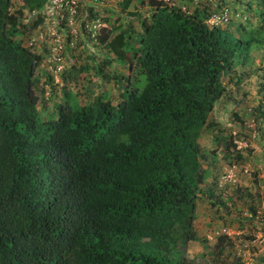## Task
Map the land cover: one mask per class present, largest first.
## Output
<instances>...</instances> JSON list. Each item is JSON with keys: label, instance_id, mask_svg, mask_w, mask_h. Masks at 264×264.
<instances>
[{"label": "trees", "instance_id": "16d2710c", "mask_svg": "<svg viewBox=\"0 0 264 264\" xmlns=\"http://www.w3.org/2000/svg\"><path fill=\"white\" fill-rule=\"evenodd\" d=\"M18 1L15 10L13 0H0V264H191L188 245L207 244L194 227L198 200L215 196L199 140L216 127L210 117L227 94L223 78L264 47V0H235L257 18L254 27L233 21L229 0L192 11L122 0L121 12L137 5L150 13H128L140 21L136 36L130 24L94 35L114 55L103 66L127 62L118 102L101 93L80 104L65 93L45 119L36 93L42 58L19 37L43 23L35 15L23 24L25 11L38 13L49 0ZM224 10L227 23H209ZM80 11L87 17L76 35L91 37L96 15ZM70 43L64 58L74 63ZM74 71L64 69L63 79ZM227 140L231 158L236 145ZM226 243L218 238V255Z\"/></svg>", "mask_w": 264, "mask_h": 264}, {"label": "rangeland", "instance_id": "374dc122", "mask_svg": "<svg viewBox=\"0 0 264 264\" xmlns=\"http://www.w3.org/2000/svg\"><path fill=\"white\" fill-rule=\"evenodd\" d=\"M121 1L95 0L91 1L90 5L96 19L105 21V34L109 32V29L118 26L120 28L113 35L117 34L121 30H125L126 25L130 24V28L136 36L141 31L140 21L135 17L130 18L128 13L137 11L145 17L150 13L148 7L136 5L135 9L130 8L126 12H121L119 7ZM143 1L147 3V0ZM164 1L182 6L189 11L195 7L194 4L209 6L208 3L211 5L217 3V0ZM229 1L232 3L228 5L235 13L233 21L248 22L252 27L259 25V21L254 15L244 12L242 7L235 4V0ZM13 4L15 10L22 6L18 0H13ZM83 6L84 4H82ZM239 13L243 14L242 19L241 17L238 18L237 14ZM84 14V11H80L82 18L87 16ZM26 23L23 20V24ZM74 27L78 29L81 25L77 22ZM42 30H45L47 34L49 33V29L46 27ZM127 30H130L129 27ZM34 34H36L35 31L27 30L21 33L19 39L27 46V38ZM99 34L96 33V36ZM65 40V38L60 40L63 47H66ZM98 43L99 40L96 37L85 35L74 41L71 52L75 61L71 66H74L76 71L73 72L74 76L70 79L64 80L61 77L62 83L59 85L50 86L46 85L45 82L44 86L42 84L44 77L41 76L36 93L40 99L38 109L43 119L52 114L54 103L61 102L65 93L75 97L80 104L90 102L101 93L107 95L113 103L118 102L119 94L122 91L120 88L122 83L118 81L119 77H127L130 74L127 62L115 59L110 65L103 66L106 58H113L114 55ZM32 49L36 51L39 50V47ZM40 49H44V47ZM127 49L128 47L125 51ZM63 56H67V54L64 52ZM80 66H87L88 70H80L76 73ZM100 67L101 70L103 69L102 71L98 70ZM263 70L264 47L251 53L250 65L238 66L234 72L223 78V83L227 87V94L217 103L210 117L216 127L204 131L199 140V145L208 154V161L203 162V168L207 172L206 183L214 184L215 196L212 201L203 195L198 200L194 227L198 237L206 239L207 244L203 245L198 242L190 244L188 258L191 264H259L262 262L260 258L263 257L264 250L259 248L261 252H258L257 246L264 248ZM102 75H107L108 79L103 78ZM237 82L239 84L236 85ZM258 114L262 115L259 116ZM229 137L233 138V144L236 145V148L231 158H224V143ZM212 151L215 156L210 154ZM235 151L242 156V160L237 161L235 159ZM228 175L232 177V181H227L224 178ZM205 188L204 185L203 189L205 190ZM250 208L254 209V213L250 211ZM225 231L229 233L227 236L229 243H226L222 254L218 255L215 250L217 240L224 235Z\"/></svg>", "mask_w": 264, "mask_h": 264}, {"label": "built area", "instance_id": "2783aa9c", "mask_svg": "<svg viewBox=\"0 0 264 264\" xmlns=\"http://www.w3.org/2000/svg\"><path fill=\"white\" fill-rule=\"evenodd\" d=\"M90 1L91 0H49L48 4L38 13L36 11L26 12V15L24 16L23 20L24 22H27V25L29 21L35 17V15L41 16L43 18L42 25L35 30L36 34L27 38L26 44L28 47L24 45V42L23 45L26 48L39 47V50L45 52L42 65L51 70L56 81L58 76L64 70L63 54L65 52V47L62 46L61 41L63 38H68V33L72 37V44H70L73 46L74 41L79 38V36L76 35L77 32L79 35L80 32L83 35L81 27H78V29L77 27H74L77 22L80 24V20L83 19L80 15H78L77 10L82 9L86 11V9L90 7ZM82 4H84L83 7ZM65 13H67L69 16L67 17ZM228 20V10H224L222 14H213L209 23L225 24L228 22ZM93 22H95L93 26L86 27L89 31L92 30L91 37H94V35L99 32L100 28L104 26L99 19H96ZM45 27L49 29L48 34L45 33V30H42L43 28L45 29ZM71 28L72 30H70ZM28 30L32 31L33 29L29 28ZM43 47L44 49H40ZM224 178L227 181H232V177L229 175L225 176ZM224 235L229 236V233L225 231Z\"/></svg>", "mask_w": 264, "mask_h": 264}, {"label": "clouds", "instance_id": "9594fccd", "mask_svg": "<svg viewBox=\"0 0 264 264\" xmlns=\"http://www.w3.org/2000/svg\"><path fill=\"white\" fill-rule=\"evenodd\" d=\"M91 1H95V0H91ZM90 1V2H91ZM90 2H89V6L91 7V5H90ZM92 8V7H91ZM25 12H28V11H25ZM100 20V19H99ZM101 21V20H100ZM103 25H104V27L102 26L101 28H106V23H102ZM98 33H100V30H99V32ZM65 42H66V45H68L69 43H70V41L68 42V39H66L65 40ZM70 48H72V46H70ZM28 49H31V51H33V49L32 48H28ZM35 54H38V55H40L41 56V58H42V60H41V63H40V65H39V68H38V71H37V74L40 72V71H45L47 74H48V77L50 78L49 80H50V82L48 81V82H46V85L48 84V85H50V86H53V85H55V86H57V85H59L60 83H62V80H61V77H62V73L58 76V79H57V81H56V79L54 78V75H53V73L51 72V70L50 69H48L46 66H43L42 65V63H43V61H44V56H45V52H43V51H41V50H34L33 51ZM74 63H71L70 65H69V60H67V59H63V66H64V69H66V68H68V67H70L71 65H73ZM81 67V66H80ZM79 67V68H80ZM43 71V72H44ZM64 71V70H63ZM37 77H38V75H37ZM45 86V85H44Z\"/></svg>", "mask_w": 264, "mask_h": 264}, {"label": "crops", "instance_id": "0c3cea01", "mask_svg": "<svg viewBox=\"0 0 264 264\" xmlns=\"http://www.w3.org/2000/svg\"><path fill=\"white\" fill-rule=\"evenodd\" d=\"M71 63H72V61L70 60V61H69V65H70ZM68 68H71V69L74 70V67H72V66H70V67H68ZM43 71H44V70H43ZM43 71H40L37 75H38V78H39V79H41V76L43 75L44 79L42 80V84L45 85V82H48V81H49V77L47 76V74L45 73V71H44V72H43ZM259 235H260V234H259ZM262 240H263V239H262ZM194 243H196V242H193V243H190V244H194ZM190 244L188 245V247L190 246ZM188 247H187V256H188ZM257 248H258V252H261L259 248H262V249L264 250V248H263V247H259V245L257 246ZM261 256H262V255H261ZM260 261H262V262H259V264H264V255H263V257L260 258Z\"/></svg>", "mask_w": 264, "mask_h": 264}]
</instances>
